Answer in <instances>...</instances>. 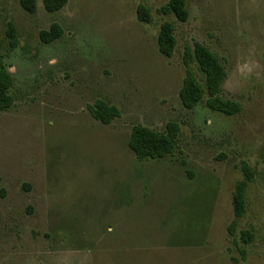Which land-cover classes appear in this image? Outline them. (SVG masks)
Here are the masks:
<instances>
[{
	"label": "rangeland",
	"instance_id": "obj_1",
	"mask_svg": "<svg viewBox=\"0 0 264 264\" xmlns=\"http://www.w3.org/2000/svg\"><path fill=\"white\" fill-rule=\"evenodd\" d=\"M36 1L30 13L0 0L15 98L0 113V264H264V0H186V22L161 11L170 0H69L54 13ZM141 5L152 22L139 19ZM165 22L176 28L169 58L158 47ZM54 23L62 36L47 43L41 32ZM195 42L221 59V96L241 104L237 114L182 103ZM99 99L120 110L111 124L88 109ZM169 122L180 126L174 152L139 160L134 126Z\"/></svg>",
	"mask_w": 264,
	"mask_h": 264
},
{
	"label": "trees",
	"instance_id": "obj_2",
	"mask_svg": "<svg viewBox=\"0 0 264 264\" xmlns=\"http://www.w3.org/2000/svg\"><path fill=\"white\" fill-rule=\"evenodd\" d=\"M69 0H43L45 9L54 13L63 9ZM23 8L35 13L37 8L36 0H21ZM161 11L165 14H175L182 22L189 18V9L186 0H170ZM139 19L150 23L152 18L149 10L144 6L138 8ZM175 25L165 22L161 25L158 34V47L160 53L165 57H172L176 48ZM63 29L58 23H54L49 31H42V39L49 43L62 36ZM9 44L16 48L19 44L16 27L10 23L8 31ZM183 63L186 67V75L180 90L182 103L187 108H194L205 102L208 108L225 115H235L241 110V104L221 96L222 85L226 79V70L221 59L209 47L200 42H195L193 48L187 46ZM193 66H196L202 75L204 84L201 83ZM13 85L12 76L7 70L4 57L0 54V113L12 108L15 98L11 94ZM91 115L103 124H111L120 116L117 106L106 100L99 99L88 107ZM180 126L176 122H169L166 130L161 132L143 125L134 126L129 140V147L139 160L163 159L172 154L177 147ZM245 179L237 183L233 192V208L236 219L241 218L246 211V192L248 183L253 178V171L246 165L244 167ZM234 224H231L229 231L235 235ZM242 240L248 244L253 241L251 231L241 232ZM244 255V252H243Z\"/></svg>",
	"mask_w": 264,
	"mask_h": 264
}]
</instances>
